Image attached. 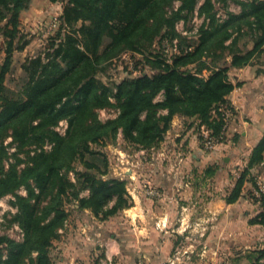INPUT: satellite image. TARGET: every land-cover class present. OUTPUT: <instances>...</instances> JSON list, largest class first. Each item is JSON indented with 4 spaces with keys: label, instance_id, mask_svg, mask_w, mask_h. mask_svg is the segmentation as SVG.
I'll use <instances>...</instances> for the list:
<instances>
[{
    "label": "trees",
    "instance_id": "16d2710c",
    "mask_svg": "<svg viewBox=\"0 0 264 264\" xmlns=\"http://www.w3.org/2000/svg\"><path fill=\"white\" fill-rule=\"evenodd\" d=\"M174 1L66 0L61 21L63 28L70 29L74 36L66 35L58 45L54 41L47 63L42 64L41 59L32 62L31 81L24 86V97L6 96L7 90L0 80V141L12 131L21 147L45 141L54 145L52 151L38 154L32 166L20 173L11 169L0 180V197L15 194L30 181L39 192L37 196L35 188L29 187V198L16 196L20 212L17 220L24 241L16 243L0 237V246L9 249L4 264H21L27 255L29 264H52L51 241L69 218L68 211L63 209L64 197L76 187L66 172L74 171L76 161L87 170L74 172L77 184L89 193L86 198L74 195L78 210H89L100 221H108L132 206L127 181L104 179L107 159L93 145L115 140L120 134L133 146L153 149L178 115L197 119L200 127L206 126L215 136L220 135L223 120L219 111L235 89L229 73L249 66L264 53V0L241 2V12L229 13L222 23L212 13V0H205L199 12L206 16L208 25L199 32L193 51L175 57L170 65L162 67L159 63L153 76L122 82L116 86L115 94L97 80L98 72L109 61L125 52L142 54L162 35L171 36L175 23L188 20L198 4V0H182L180 10L168 17L167 8ZM30 4L31 0H0V32L4 30L10 39L7 54L17 38L19 16ZM4 20L7 24L3 25ZM79 22H83L81 27L75 29ZM244 28L252 37V48L233 51L237 39L227 48L225 43ZM218 50H229L231 61L210 69L203 58H218ZM191 65L195 69H189ZM160 94L163 99L158 103ZM111 96L120 112L115 120L101 122L97 110L110 106ZM160 110L166 114L160 115ZM215 110L219 112L217 117L212 115ZM62 120L68 122L66 136L54 130ZM263 159L264 137L253 149L247 170L250 172ZM247 174L244 170L226 198L227 204L239 201ZM35 195L49 196L50 203L39 210L38 204L31 203ZM261 202L264 206V195ZM255 223L264 226V213ZM248 259L250 264H262L264 249L253 252Z\"/></svg>",
    "mask_w": 264,
    "mask_h": 264
},
{
    "label": "rangeland",
    "instance_id": "374dc122",
    "mask_svg": "<svg viewBox=\"0 0 264 264\" xmlns=\"http://www.w3.org/2000/svg\"><path fill=\"white\" fill-rule=\"evenodd\" d=\"M245 1L246 0H212L214 5L212 13L215 15L216 20L222 23L228 18L229 13L239 14L241 12L240 3ZM204 2L205 0H198L196 8L191 13L188 20L182 19L175 23L174 33H171L172 37L162 35L160 38L156 39L149 50L142 54L135 52H125L121 54L117 58L109 61L98 72L97 80L100 81L102 85L111 88L113 94H115L116 86L122 82L142 76H153L158 71L159 63H161L160 66L162 67L163 65H170L175 57L182 53L193 51L195 43L199 38V32L203 27L208 25L206 16L199 12ZM65 7L66 0H31L29 9L23 11L19 16L18 34L17 38L14 40V46L10 54H7L10 39L5 36L4 30L0 32V80H2V86L7 90L6 96L9 98H16L18 96L24 97V86L31 81V64L35 59H41L42 64L47 63V55H52L53 53L52 44H54V41H56V45H58L59 41L66 35L69 34L74 36L73 32H70V29L63 28L61 17ZM181 7L182 0L174 1L167 8L168 17L178 12ZM5 23L7 24L6 20L3 21V25ZM82 23L83 22L76 23L74 25L75 29L80 28ZM2 28L5 29V27ZM8 28L12 30L11 26H8ZM235 39H237V41L236 44H234L233 51H245V49H251L253 46L251 41L252 37L245 28L241 32L234 34V37L227 41L225 46L230 48ZM22 46L23 48L21 49L20 47ZM217 55L218 58H214L213 56L203 58L208 68L211 69L215 66H222L224 61H231L229 50H218ZM195 67V65H191L189 69H195ZM3 72L4 74L2 75ZM156 102L159 103L160 101L156 100ZM110 103V106L97 110L99 121L108 122L118 117L120 110L114 96L110 97ZM219 112H217V110L213 111V117H217ZM159 114L165 115L166 111L160 110ZM178 117L182 116L178 115ZM188 119L193 120V118ZM194 120L197 121V119ZM199 123L197 124V129L200 139ZM67 129L68 122L62 120L54 130L60 135L66 136ZM164 137L155 148L150 150H144L125 142L120 134L115 140L106 139L100 145H93L92 148L103 152L107 159V175L104 176V179L121 178L119 173H127V169L130 167L135 169L131 164L134 163L131 161L132 159L138 162L140 161L138 165V167H140L142 162H145V158H150L148 155H150L152 150L155 149L158 152L164 141ZM225 140L226 138L223 142H225ZM53 147L54 145L50 141H45L44 144L41 145L32 144L21 147L15 140L13 132L8 131L0 141V180L8 171H11V169H15L20 173L27 167L32 166L34 158L38 154L50 152ZM252 151L245 148V166H239L235 169L237 171L234 173V185L227 195L228 197L231 194L237 181L245 170L248 174L245 177L242 196L239 199H245V202H242L243 205H245V210L248 211V214H245L244 225L237 223L238 225L234 229H226V226L221 228L220 225H217L211 236H208L209 229L202 228L201 231L195 232L186 231L181 243L170 253L172 261L165 262V264H250L248 257L253 252L264 249V226L255 223V221L259 220L260 215L264 213V206L261 202L264 195V159L249 172L247 166ZM119 164L122 166V170L119 169ZM73 168L74 171L66 172V175L68 180L76 185V187L68 190V196H65L63 201V209L68 211L69 218L64 223V227H61L62 229H59L57 232L56 238L54 237L51 241L49 248L50 260L52 264H57L61 255H63L62 258H66L65 255L67 254L63 250H60L62 237H66V242L63 241L65 246L62 247H68L65 249L69 250L70 257L72 254L78 252V255L80 254L84 257L80 264H85L86 262H89V264H102L101 257L106 255V249L98 246L96 241L97 236L93 237L90 231L95 227L97 228L99 224L107 221H100L89 210H78L79 204L74 195L78 194L80 197L86 198L89 193L77 184V177L74 172L84 173L87 170L80 161H76L73 164ZM129 173L130 172H128V175ZM122 178L126 179V177ZM29 183L31 185H29ZM29 183L21 185L15 194H8L0 197V237L15 241L16 243H23L24 241V232L17 220L20 212L16 203V196L29 198V187H31V189L35 188L32 181ZM221 185L222 183L219 186ZM128 186L129 184L127 188ZM203 188L207 190L201 194L202 206L210 203L211 199H209L208 195L212 194L211 191H208L206 185H204ZM35 193L37 196L39 195L36 188ZM37 196L31 198V203L32 205L38 204L39 210L50 203L49 196H42L39 198H37ZM86 211L91 214H87ZM209 221L223 224L224 218L223 216L220 218L218 216L211 217V220H208V222L205 221L206 224L209 223ZM91 224L90 230L86 229V231H79L81 225L90 226ZM122 226V224L119 225V229H121L123 237H126V231ZM18 229H21L23 233L21 234ZM67 230L68 234L65 236ZM93 232L96 233V230L94 229ZM191 233H196V237ZM104 237L109 240V234H106ZM121 252L129 254V249L123 248ZM8 257L9 249L7 246H0V264H4V262L8 260ZM34 257H36V254H33V258ZM29 258L30 256H25L21 264H29ZM85 259H88V261ZM261 263L264 264V260H262ZM107 264H124V262L113 260Z\"/></svg>",
    "mask_w": 264,
    "mask_h": 264
},
{
    "label": "crops",
    "instance_id": "0c3cea01",
    "mask_svg": "<svg viewBox=\"0 0 264 264\" xmlns=\"http://www.w3.org/2000/svg\"><path fill=\"white\" fill-rule=\"evenodd\" d=\"M229 76L235 86L227 98L233 117L225 142L216 150H203L198 120L177 116L158 152L152 150L150 158L141 161L140 167V161L132 159L135 169L130 167L127 173H119L120 179L126 177L123 180L128 181L132 206L90 231L93 237L97 236L98 246L106 249L102 264L113 260L124 264H165L172 261L170 253L181 243L186 231L204 228L209 229L211 236L217 225L226 229H234L237 223L244 225L248 214L242 202L245 199L227 204L226 198L234 185L235 169L245 166V148L252 151L264 137V53L249 66L231 70ZM119 169L122 170L120 164ZM204 185L212 194L208 195L210 203L202 206L201 194L207 190ZM216 216H223L224 223L206 224L205 221ZM121 224L126 237L119 229ZM83 226L79 231L90 230L92 224ZM106 234L109 240L104 237ZM191 234L196 237V233ZM63 241L66 242V237H62L60 250L68 256L64 259L61 255L57 264H80L83 255L77 252L70 257L67 246L62 247ZM123 248L129 249V254L132 252L130 256L121 252Z\"/></svg>",
    "mask_w": 264,
    "mask_h": 264
},
{
    "label": "built area",
    "instance_id": "2783aa9c",
    "mask_svg": "<svg viewBox=\"0 0 264 264\" xmlns=\"http://www.w3.org/2000/svg\"><path fill=\"white\" fill-rule=\"evenodd\" d=\"M162 99L163 95L160 94L156 100L161 101ZM220 112L222 113L223 128L219 136H215L213 131L206 126H202L200 129L201 146L206 152H212L216 150L217 147L221 145L224 139L227 137L233 117V110L228 105H224L220 108ZM18 230L21 234L23 233L21 229Z\"/></svg>",
    "mask_w": 264,
    "mask_h": 264
}]
</instances>
